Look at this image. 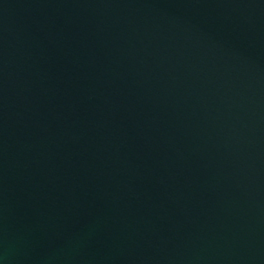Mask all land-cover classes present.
I'll return each instance as SVG.
<instances>
[{
    "label": "water",
    "instance_id": "water-1",
    "mask_svg": "<svg viewBox=\"0 0 264 264\" xmlns=\"http://www.w3.org/2000/svg\"><path fill=\"white\" fill-rule=\"evenodd\" d=\"M0 264H264V0H0Z\"/></svg>",
    "mask_w": 264,
    "mask_h": 264
}]
</instances>
